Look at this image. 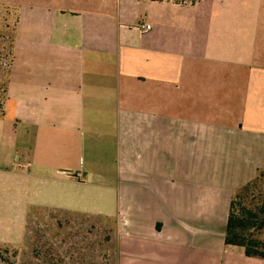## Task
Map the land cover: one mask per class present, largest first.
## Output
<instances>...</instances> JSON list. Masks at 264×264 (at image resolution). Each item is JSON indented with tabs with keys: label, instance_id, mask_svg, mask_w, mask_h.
I'll list each match as a JSON object with an SVG mask.
<instances>
[{
	"label": "crops",
	"instance_id": "0c3cea01",
	"mask_svg": "<svg viewBox=\"0 0 264 264\" xmlns=\"http://www.w3.org/2000/svg\"><path fill=\"white\" fill-rule=\"evenodd\" d=\"M0 5V211L113 220L119 264H264L224 241L264 170V0Z\"/></svg>",
	"mask_w": 264,
	"mask_h": 264
},
{
	"label": "rangeland",
	"instance_id": "374dc122",
	"mask_svg": "<svg viewBox=\"0 0 264 264\" xmlns=\"http://www.w3.org/2000/svg\"><path fill=\"white\" fill-rule=\"evenodd\" d=\"M15 20V8L0 5V104L12 57ZM251 183L238 192L236 202L262 219L264 176ZM0 212V264H119L118 253L126 250L122 245L131 249V243L115 238L113 220L47 208L20 211L12 206ZM253 237L264 241V229Z\"/></svg>",
	"mask_w": 264,
	"mask_h": 264
},
{
	"label": "trees",
	"instance_id": "16d2710c",
	"mask_svg": "<svg viewBox=\"0 0 264 264\" xmlns=\"http://www.w3.org/2000/svg\"><path fill=\"white\" fill-rule=\"evenodd\" d=\"M186 1L193 4L197 0H180L179 2L186 3ZM263 171H259L254 180L264 176ZM250 184L252 183L242 189H246ZM238 194H235L230 202L224 236L225 244L242 247L247 257L264 259V241L253 237L258 231L264 229V218L260 219L254 211L237 203ZM259 210L264 215V201Z\"/></svg>",
	"mask_w": 264,
	"mask_h": 264
},
{
	"label": "built area",
	"instance_id": "2783aa9c",
	"mask_svg": "<svg viewBox=\"0 0 264 264\" xmlns=\"http://www.w3.org/2000/svg\"><path fill=\"white\" fill-rule=\"evenodd\" d=\"M136 28L141 32V33H145L151 30V25L147 24V23H139L137 24Z\"/></svg>",
	"mask_w": 264,
	"mask_h": 264
}]
</instances>
